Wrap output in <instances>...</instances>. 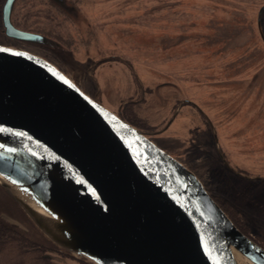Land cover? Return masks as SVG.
<instances>
[{"label": "rangeland", "instance_id": "1", "mask_svg": "<svg viewBox=\"0 0 264 264\" xmlns=\"http://www.w3.org/2000/svg\"><path fill=\"white\" fill-rule=\"evenodd\" d=\"M66 1L75 17L16 1L11 20L58 45L40 47L3 34L0 0V45L45 59L145 131L264 249V0ZM0 201L7 223L55 248L51 264H95L50 242L1 186Z\"/></svg>", "mask_w": 264, "mask_h": 264}, {"label": "water", "instance_id": "2", "mask_svg": "<svg viewBox=\"0 0 264 264\" xmlns=\"http://www.w3.org/2000/svg\"><path fill=\"white\" fill-rule=\"evenodd\" d=\"M4 0L3 34L57 43L16 28ZM68 15L66 0H49ZM257 29L264 44L261 16ZM0 182L59 249L95 264H264L197 177L138 129L95 102L45 59L0 45Z\"/></svg>", "mask_w": 264, "mask_h": 264}, {"label": "trees", "instance_id": "3", "mask_svg": "<svg viewBox=\"0 0 264 264\" xmlns=\"http://www.w3.org/2000/svg\"><path fill=\"white\" fill-rule=\"evenodd\" d=\"M12 23L18 29L28 30L26 27L14 21V19ZM127 123L134 125L132 122ZM219 207L235 227L247 236L243 229L236 224L230 213L221 205ZM3 210V202L0 201V264H51L50 260L43 255V252L47 249L55 248L52 245L45 246L36 240L30 239L19 228L7 223L1 217Z\"/></svg>", "mask_w": 264, "mask_h": 264}, {"label": "bare ground", "instance_id": "4", "mask_svg": "<svg viewBox=\"0 0 264 264\" xmlns=\"http://www.w3.org/2000/svg\"><path fill=\"white\" fill-rule=\"evenodd\" d=\"M0 182L8 185V187H11V190L18 197H20L25 203L29 204V206H31L37 212H39L40 214H43L44 216H49L48 213L43 208H41L31 197H29L27 194H25L22 190H19L16 187H14L11 183H9L7 180H5L1 176H0ZM233 254H234L235 260L237 261L238 264H251V263H248L238 252L233 251Z\"/></svg>", "mask_w": 264, "mask_h": 264}, {"label": "flooded vegetation", "instance_id": "5", "mask_svg": "<svg viewBox=\"0 0 264 264\" xmlns=\"http://www.w3.org/2000/svg\"><path fill=\"white\" fill-rule=\"evenodd\" d=\"M21 30V29H20ZM28 32H30V31H28ZM32 33H34V32H32ZM37 34H40V33H37ZM42 35V34H41ZM63 73V72H62ZM66 75V74H65ZM67 76V75H66ZM68 77V76H67ZM69 78V77H68ZM71 79V78H70ZM72 80V79H71ZM73 81V80H72ZM74 82V81H73ZM75 83V82H74ZM85 93V92H84ZM95 102H97L96 100H94ZM98 103V102H97ZM101 105V104H100ZM193 105V104H192ZM179 111V109H176L175 110V113H174V115H176L177 114V112ZM115 114V113H114ZM116 115V114H115ZM117 116L119 117L120 115H118L117 114ZM121 119L123 118V117H120ZM124 120V119H123ZM125 121V120H124ZM132 126H134V125H132ZM135 127V126H134ZM136 128H138V127H136ZM139 130V129H138ZM141 132H142V134L143 135H145V137H147L149 140H151L154 144H156L159 148H161V149H163L164 151H165V149H164V147H162L161 145H159V144H157L154 140H152L148 135H147V133L145 132V131H143V130H140ZM166 152V151H165Z\"/></svg>", "mask_w": 264, "mask_h": 264}]
</instances>
